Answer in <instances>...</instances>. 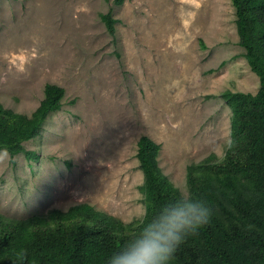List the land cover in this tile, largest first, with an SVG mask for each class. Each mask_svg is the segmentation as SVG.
<instances>
[{"label":"rangeland","instance_id":"1","mask_svg":"<svg viewBox=\"0 0 264 264\" xmlns=\"http://www.w3.org/2000/svg\"><path fill=\"white\" fill-rule=\"evenodd\" d=\"M116 20L110 33L101 15ZM231 0H0V104L31 114L66 89L39 135L0 150V213L26 218L88 202L128 223L146 213L137 141L188 188L187 165L224 157L225 90L256 93Z\"/></svg>","mask_w":264,"mask_h":264},{"label":"trees","instance_id":"2","mask_svg":"<svg viewBox=\"0 0 264 264\" xmlns=\"http://www.w3.org/2000/svg\"><path fill=\"white\" fill-rule=\"evenodd\" d=\"M231 2L239 44L260 86L256 93H221L232 110L225 155L218 159L210 154L189 163L186 174L188 188L208 201L212 214L185 237L170 264H264V0ZM101 17L115 33L111 12ZM65 95L63 86L47 83L44 98L31 114L0 104V150L11 157L24 152L38 158L22 145L39 135L49 114L61 109ZM136 143L144 173L140 190L150 213L174 196L173 182L159 164L161 144L148 135ZM138 227L137 220L126 223L88 202L26 218L0 213V264H14V253L21 248L28 253L24 264H104Z\"/></svg>","mask_w":264,"mask_h":264},{"label":"clouds","instance_id":"3","mask_svg":"<svg viewBox=\"0 0 264 264\" xmlns=\"http://www.w3.org/2000/svg\"><path fill=\"white\" fill-rule=\"evenodd\" d=\"M174 196L158 208L137 217L138 230L112 250L104 264H170L185 237L205 225L212 209L208 201L190 188L172 185ZM24 248L14 253V264H24Z\"/></svg>","mask_w":264,"mask_h":264}]
</instances>
